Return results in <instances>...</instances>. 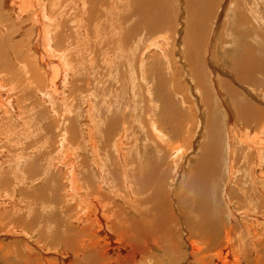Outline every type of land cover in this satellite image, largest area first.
Wrapping results in <instances>:
<instances>
[{
	"label": "rangeland",
	"instance_id": "374dc122",
	"mask_svg": "<svg viewBox=\"0 0 264 264\" xmlns=\"http://www.w3.org/2000/svg\"><path fill=\"white\" fill-rule=\"evenodd\" d=\"M76 1L78 0H58L54 6L55 10H58L57 17L63 19L65 27L69 31L68 33L73 36L75 34L76 26H79L77 22L80 20L84 23L87 22L89 11L95 6V17H101L99 20L101 21L100 28L102 24L104 26V34L101 33V38L98 41L103 42L105 37H109L112 43H107L105 48H101L95 54L91 55L90 63L88 62L89 57H86L87 54H78L77 51L74 52L75 61H70V59L72 60V57H70L68 60V66L65 68V70H68L66 71L68 75L67 82L70 81L71 84H67L65 90L62 91V94L58 92L53 93L52 90H50L53 85L48 83V86H46L44 73L41 67L38 66L37 76L38 81L40 79L39 83L36 82L37 85L32 83L28 89L22 90V87L26 85L23 83L25 82V77H23L15 67L13 68L14 76H12V79L7 82L10 86L12 83L15 87L17 86L16 90L12 87L14 88V91H16H13L12 95L13 100L11 101L12 104H14L12 108H17L18 111L22 110L23 107V110L20 112L16 111V113H14V116L16 117L13 116L12 118L11 116H5V109H0V117L5 119L3 133H6L7 135H1L0 137V170H2V174L0 175V191H8L9 195L11 194L12 197L13 185L17 183V194L19 195V198H29L28 195L31 193L33 194H31L32 197H38L36 201L32 200L34 202L32 205L36 210L37 216L41 213L46 217V214L42 212V206H54L56 210H53L52 212H55L59 216L60 214L62 215L60 210L62 205L74 207L75 198H78L76 203H80V198L75 195L74 192H72V194L68 193L70 183L68 182L69 163L67 157L70 155L69 153L73 151L70 152L72 145H75L78 148L82 146V127L80 126L78 119V112L80 110H89V114H87L89 121L83 118L82 122L85 123L84 126H88L87 128H89V142H86L83 145L81 148L82 151H80L81 153L78 151L75 153V151H73L75 153L73 155L74 160H78L77 166L79 174V163L82 168V177H85L88 174L83 167L84 164L89 163L85 148L88 149L90 145L92 147L100 146V141H103L101 133L108 127V125L111 126L117 124L118 126L115 128L116 130H114V133L111 131L114 135H111L109 142H112V137L118 136L120 131H125V135H128L127 140L125 141V149L129 152H125L124 156L126 158L130 157L134 148L133 130L130 128L132 111L129 110L128 103H121V98H119L122 97V93L126 90L125 68L123 61H117L116 65L119 71L115 69V64L110 70L107 63L110 62L109 65H111L112 56L118 54L116 47L118 44L120 45L121 41L126 45L128 40H135L139 43L140 49L137 53L142 57L146 70L144 75L139 76L137 74L140 84L137 86L136 89L138 90H136L135 93L138 94L140 92L142 95L139 102L140 108L138 109V111L141 110V116L139 118L146 129V133L148 134L152 146L148 145L146 150L145 167H143V160L139 161L136 159L131 165L132 172L124 170L119 171L118 173L115 156L109 153L110 160L108 163H105L102 171L107 170L108 176H111L112 173H118L115 182L118 181L121 188L125 191V187L121 183L123 178L124 183L126 185L129 184V188L133 192L131 193L129 191L130 194L138 193L140 188L142 189V183L139 185L140 188L137 184L141 178H143V180L141 179V182L144 181V177L146 178L145 181H147V178L151 177L150 175L153 174L152 177L154 178V181L153 184L149 185V189L151 187L150 191L155 190V197L150 194L156 199L154 204L157 205L159 200L163 198L166 202L171 204L173 213L176 215L177 219H179L180 216L177 214V211L179 210L180 205H183L186 209H189L191 206L189 198L193 196V193L189 191L188 186L190 184H197L199 182V176H201L200 179H202L203 171H201V168L199 167L202 164L201 161L205 160L204 154L210 152V175L213 173L212 177H216V180L212 181L214 178L210 180L211 201L209 210L212 211L213 217L218 222V226L222 225L224 222L226 226H230L232 224L231 222L234 223L232 225L237 228L236 234L238 233V236L243 238L242 240L243 242L245 241V247L247 245V251H243L244 260H246L247 264H255L257 262L264 264V245H262L264 244V228L262 221L258 220L259 218L264 220V176L262 175L264 170L263 168H260L257 170V173L255 169L252 170L254 155L244 142L241 146L236 147L237 144H235L234 141L236 142L237 138L244 139L243 134L236 131L238 128H234L236 131L235 135L230 132L233 136L230 135L231 138H236L235 140L231 139V145L233 143L235 144V146H231L232 149L236 147V150L233 149L234 154L236 153L235 155L233 154V161L235 160L236 162L234 161L233 163L232 161L231 165H234H232L229 173L226 168L223 169L222 162L224 161V151L226 148V145L224 146L225 148L223 145L226 143L224 141L225 135L222 129L223 125L221 118L226 115V109H229L232 106L236 119L239 118L238 120L243 122V124L250 130L253 129L259 137L262 133L264 135V131H261V127L264 126V75L262 74L260 77H255L253 82L248 84V89H240L243 81L236 77V74H234L228 66V63L231 64L233 63V60L235 61L237 59L244 41V38L240 34V28L234 24L230 25L232 27L231 33L233 36H236L241 43L233 40V37H228L224 28L222 30L223 32L218 34V37L220 38V50L224 52L228 63L219 62L221 58L217 60L213 45L209 52L210 57L208 55H205L204 57L203 48L201 50V57L203 58H201L202 61L200 60V63L202 64L200 70H202V73H196L200 77V81H202L201 77H203L204 80L206 79L205 81L208 80V82H206L207 87L205 93H198V90L194 85L195 83H191L192 77L190 72H186L189 71V60H193L191 59V54L193 52L190 51H193L194 42L196 43V41H198V43L204 42V44H206L208 36L210 37L213 24H216V21L214 20L218 17L217 23H219L221 27L224 26L225 20L223 19L222 7L224 2L226 1V3H228L229 0H210L212 5L210 17L207 22H205V27L202 31H195L192 29L194 28L192 25L191 29L185 31V0H137L138 4H140L139 1H142L144 4L140 5L141 8L137 6L138 11L139 9H142L139 13L136 9V3H134L136 0H83L86 5L77 8L76 14H74L70 9H74V2ZM100 6H102L101 9ZM218 6H220V8L216 9ZM149 7L151 10L155 7L156 12L158 11L157 19L156 17L153 18L155 25L149 18ZM197 11V6L193 4L192 13H197ZM261 13H264V3ZM146 16L149 18L148 22L149 25H151L150 28L148 27L149 25H145L146 23L143 21V18L146 20ZM145 22H147V20ZM254 24L256 25L255 22ZM28 26L29 24L24 25L23 29L25 30ZM16 28L18 29V24L16 25ZM23 29L19 30L16 36L21 34ZM194 32L196 36L194 35ZM205 33L208 35L207 39L204 37V35H206ZM79 35L84 36V33L81 31ZM119 36H125V38H118ZM160 37L162 38L161 41L158 40ZM159 41L161 43L160 47V43L158 44ZM248 41L255 47L260 46L262 42L254 34L248 39ZM28 42L29 38H27L24 43L28 44ZM225 44L231 45L234 50L225 51ZM123 48L125 49L126 47ZM234 51L236 55L232 56ZM30 53L34 55L33 52ZM230 56H232L231 59ZM32 59L31 61L33 62L34 59ZM54 62L61 67L60 64H57L56 59H52L51 63L55 65ZM75 62L83 64L85 71L82 73L77 72L78 70L74 69ZM210 62L212 70H215H213V73L215 74L214 77H217L216 84L208 78L210 75H208L209 71L206 69H208L207 65L208 63L210 64ZM62 68L64 69V67ZM233 77L237 83L233 81ZM220 79H222V81ZM73 81L75 82V85H73ZM224 81L227 84H231L233 88H237L239 91V99H230L228 97V101L226 100L225 102L223 97L219 98L216 91H218V89L221 92L224 91L225 86L223 87V85H221ZM1 90L2 89H0V91ZM78 91H82V93L88 97L82 98V94H77ZM4 94H1L0 97L6 102V99L11 92H5ZM199 99L200 104H198ZM24 103L26 105H24ZM65 105L68 107V110L65 109ZM234 106H237L238 108ZM244 106L248 108L250 107L249 109H255V112L260 113L262 118L259 120L253 119V117L248 115V113H253V110H250L247 113ZM203 108L205 110H203ZM7 110L10 109L7 108ZM230 111L231 110L229 109V112ZM15 118H18V120H15ZM151 121L156 122L161 133L155 129H153L155 135L152 133L150 128ZM96 124H98L97 131L101 135L99 138L94 135ZM60 130L63 131L61 132ZM64 132L66 135H64ZM63 135L66 140L60 142L62 141L61 136ZM240 135H242V137H240ZM259 139L264 140V137H260ZM107 144L110 145L111 143ZM106 147L107 146H103V149H106ZM176 147L180 148L177 149ZM36 148H41L42 150L38 149L33 153L34 157L31 160H28L32 156L26 157L24 155L30 154L32 150ZM154 149L158 152L156 153ZM102 154L105 155L108 153L102 151L101 156ZM18 159H24V163L28 160L25 165L24 163L21 164V166H24L20 171L24 173L27 180H24L20 184L12 174L16 169ZM97 160L101 159L97 158ZM215 172H217L216 175L219 176H216ZM222 172H225V175H223ZM231 172L234 175H231L232 177L230 176ZM2 176H6V183H8V185L2 182ZM81 178H79V185L82 187V190L87 191V185L89 183L87 184L86 182L88 181V176L82 180ZM35 179L39 181V184H30V182ZM91 179L94 180V178ZM35 181H32V183ZM45 182L49 186L44 191H41L38 186H43ZM226 182H228V185L224 184ZM146 186L147 184L145 187ZM225 186L227 187L226 197H230V208L235 214V218L231 222H229L230 218L228 219L229 210L227 206L223 204ZM33 189H37L38 191L34 192ZM64 190L68 194L65 195ZM82 190L79 192V195L82 193ZM144 194L146 197L148 192H145ZM0 198L7 205L6 206L4 202H0L1 233L11 230L8 222L10 220L9 216L12 215L11 212L14 210V204L18 201L13 198L5 200L2 196H0ZM71 198L73 201L68 203L67 201ZM8 201H10L11 204H8ZM194 201L195 200H192L191 203ZM160 203L161 201L159 204ZM67 209L68 207L66 210ZM8 210H10V212ZM242 213H248L250 216L244 218V214ZM189 215L192 218L198 219L197 215L190 212V210ZM242 217L245 221L251 224V228L249 229L244 225L247 228H245L247 232L240 228V224L244 221L243 219H240ZM18 227L21 226L18 225ZM38 231L39 229H35L30 233H35L37 238ZM184 233L185 232H183V234ZM245 233L247 234L245 235ZM255 234H257L258 239H260H257V241L255 240V245L252 246L251 242L246 240V236L253 238ZM36 238L29 241L34 243ZM0 242L5 245L4 247H10L13 250L17 249V251H23L24 243L25 245H28L20 238H1ZM185 243L188 242L184 241L183 244L185 245ZM184 248L185 250L190 251V246L188 248L184 246ZM253 252L256 253L254 254ZM18 259L19 255L16 260ZM184 260H194V258L190 257L189 254H185Z\"/></svg>",
	"mask_w": 264,
	"mask_h": 264
},
{
	"label": "bare ground",
	"instance_id": "6f19581e",
	"mask_svg": "<svg viewBox=\"0 0 264 264\" xmlns=\"http://www.w3.org/2000/svg\"><path fill=\"white\" fill-rule=\"evenodd\" d=\"M57 2L58 0H0V89H2L0 91V95L4 94L5 92H11V94L6 99V102L0 97V109H5L4 114L7 117L11 116L13 118L14 113L17 111V108H12L14 104H12L11 101L13 100L12 95L14 88L16 90L17 86L15 87L13 83L10 86V84L7 83L10 79H12V76H14V67L20 72V74H22L23 77H25V82L23 83L26 85L22 87V90L28 89L32 83H35V85H37L36 82L39 83L40 79L38 81L37 70L38 67H41L44 73V80H46V86H48L49 83L50 85H53L52 89L50 88L53 93L58 92L62 94V91L65 90L67 84H71L70 81L67 82L68 75L66 71L68 70H65V68L68 66V60L70 57H72V60L70 59V61H75L74 52L77 51L78 54H87L86 57H89L88 62L90 63L91 55L95 54L99 49L105 48L107 43H112L109 37H103L105 39L103 42L98 41L101 38V33L104 34V26L102 24L100 28L101 21L99 20L101 17H95V6L89 11L87 22L84 23L82 20L77 22L79 26H76L75 34L71 36L65 27V22L63 19L57 17L58 10H55L54 8ZM139 2L140 4L137 3V0L134 2L136 3V9L138 13L142 9H139L138 11L137 6L140 7V5H144L142 1ZM74 3V9H70L74 14H76L77 8L86 5L83 0H78ZM263 3L264 0H229L228 3L225 1L222 7L223 19L225 20L224 26L221 27L219 23H217L218 17L214 20L216 21V24H213L212 26L210 37L207 35V33L204 35L205 39H207L208 36V41L206 44H204V42L198 43V41L195 40L196 43L194 42L193 51L188 49L190 52H193L192 54L190 53L191 59L193 60H189L190 67L189 71L186 72H190L192 77L191 83H195L194 85L198 90V93H205L207 87L206 82H208V80L205 81L206 79L204 80L203 77H201L202 81H200V77L198 76V74L202 73V70H200L202 67L200 60L203 58L201 57L202 48L204 50L203 56H209V52L213 45V48L216 52L214 53L217 55V60L221 58L219 62H227V57L225 56L224 52L220 50V38L218 37V34L223 32V28L228 37H233V40L241 43V41L236 36L232 35V27L230 26L231 24H234L240 28V34L244 38L241 51L239 52L237 59L235 61L233 60V63L231 64L227 62L228 66L231 68V71L236 74V77L243 81L240 89H248V84L253 82L255 77L257 78L262 74L264 75V13H261ZM193 4H195L198 8L197 13H192ZM102 6H100V9ZM184 8L186 10L185 31H187V29H191V25L194 27L192 29L195 31H202L205 27V22H207L208 18L210 17L212 8L211 1L185 0ZM218 8H220V6L216 7V9ZM148 10V14H150L149 18L155 25L153 18L156 17L157 19L158 11L156 12L155 7H153L152 10L149 7ZM149 18H146L147 22H145L146 20L143 18V21L147 26L149 25ZM253 21L256 23V25ZM17 24L18 29L16 28ZM26 24H29V26L24 30L23 26ZM150 26L151 25L148 27L150 28ZM21 29H23V31H21L22 33L16 36L18 31ZM81 31L84 33V36L79 35ZM253 34L262 41L261 45L258 47L251 45L248 41V39ZM27 38H29V42L28 44H25L24 42ZM118 38H125V36H119ZM158 40L161 41L162 38L160 37ZM160 46L161 43L159 44V47ZM123 47L126 48L124 49ZM139 49V43L135 40H128L126 45H124L121 41L120 45L118 44L116 47L118 54L115 56L113 55L114 57L112 56L111 65H109L110 62L107 63L109 69L115 64V69L118 70L116 65L117 61H123L125 68L126 90H124L125 92L122 93V97L119 98H121V103L127 102L129 110L132 111V113L130 112V128L133 130L132 133L134 136V148L130 157L126 158L124 156L125 152H129L125 149V141L127 140L128 135H125V131H120V134H118L116 137L113 136L111 139L113 141L109 142L111 135H114V130H116L115 128L118 126L117 124H113L111 126L108 125V127L101 133L103 137V141H100L101 145L97 147H92L90 145L88 149L85 148L89 163L84 164L83 167L88 173L86 175L88 176V181L86 183L89 184L87 185V191L82 190V187L79 185V178H81L83 175L82 168L80 167L79 163V174V169L77 166L78 160H74L73 155L76 153V151H82L81 148L83 145L86 142H89V128H87L88 126H84L85 123H82L83 118L89 121L87 116V114H89V110H80L78 112V119L80 126L82 127V146L80 145L81 147L78 148L77 146L72 145L70 152L73 150L75 153L72 151L69 153L70 155L67 156L69 163L68 182L70 183L68 193L72 194V192H74V194L80 198V203H76L78 198H75L74 207L62 205L60 207L62 215L60 214L59 216L55 212H52L53 210H56L54 206H42V212L46 214V217H44L41 213L37 216L36 210L33 208L32 204L34 203L33 201L38 199V197H32L33 194L31 193L32 195H28L29 198H19V195L17 194V183L13 185L12 197L11 194L9 195L8 191H0V196H2V198L5 200L8 198H13L18 201L14 204V210L11 212L12 215L9 216L10 220L8 222L10 224L11 230L1 232L0 239L20 238L28 244H23V251H17V249L13 250L10 247H4L5 245L0 242V264H247L243 256V251H247V245L245 247V241L243 242V238H240L238 233L236 234L237 228L232 225L234 223L231 221L234 220L235 214L230 208V197H226V186L224 187L225 194L223 196V204L227 206L229 210L228 219L230 218L229 222L232 224L230 226H226L224 224L225 222H222L223 224L218 226V222L213 217L212 211L209 210L211 201L210 180L214 178L212 177L213 173L210 175V152H206L204 154L205 160L201 161L202 164L200 167L198 166L201 168V171H203L202 179H200L201 176H199L200 178L197 184H190L188 186L189 191L193 193V196L189 198L191 204L190 208L186 209L183 205H180L179 210L177 211V214L181 219H177L176 215L173 213L171 204L166 202L163 198L159 200V202L161 201L160 204L159 202L157 205L154 204L156 199L153 198V196L155 197L156 193L155 190L150 191L151 187L149 189V185L153 184L154 181V178L152 177L153 174L150 175L151 177L148 176L149 178H147V181H145L146 178L144 177V181L141 182V179L143 180V178H141L137 182L138 186L140 183H142V189L139 186L140 191L134 194L129 193V191L131 193L133 192L129 188V184L126 185L124 183L123 178L121 183L125 187V191L123 188H121L118 181L115 182L119 171L126 170L128 172H132L131 165L133 164L134 160H143V167L146 166V150L148 145H151L148 134L146 133V129L142 125L139 118L141 116V110L138 111V109L140 108L139 102L140 98H142V95L140 92L138 94L135 93V91L138 90L136 89L137 86L140 84L137 74L140 76L144 75L146 72L142 57L137 53ZM231 50H234V48L229 44H225V51ZM30 52H33L34 55H32ZM235 55L236 53L234 51L232 56ZM232 56H230V59ZM51 57L52 59H56L57 64H60L61 67L56 65V62H54L55 65L52 64L53 62L51 63ZM32 58L34 59L33 62L31 61ZM75 63L74 69L78 70L77 72L82 73L85 71L83 64L79 62ZM210 65L211 62L207 65L209 70L206 69L209 71L208 75H210L208 78L214 84H216L217 77H214V69L212 70ZM62 67H64V69ZM220 80L222 81V79ZM233 81L235 82L234 77ZM72 83L75 85L74 81ZM221 85H223V87L225 86L223 92H221L219 89L216 91L215 89L219 95V98L223 97L225 102L228 97L230 99H239V91L237 88H233L231 84H227L225 81ZM77 94H82V98L88 97L87 95H84L82 91H78ZM198 104H200V99ZM24 105L26 104L24 103ZM234 107L238 108L237 106ZM7 108L10 110H7ZM249 108L245 107L247 113L248 111L253 110ZM65 109L68 110L66 105ZM229 109L231 110L230 112ZM229 109H226V115L221 117L223 125L222 129L225 135L224 141L226 143L223 145V147L226 145V148L224 147L225 151L222 149L225 152V156L223 155L224 161L222 162L223 169L226 168L228 173L231 171L232 165H234H231L234 154L233 149L236 150V147L241 146V144L244 142V144L249 147V150H251L254 155V164L252 166V170L255 169L256 173L260 168H263L264 170V140L259 139L260 137H264L263 133L259 137L253 131V129L250 130L243 124V122L238 120L239 118H235L236 115L233 112L234 109L232 106ZM22 110L18 111L20 112ZM203 110L205 109L203 108ZM248 115L253 117L255 120L262 118V115L255 112V109L253 110V113H248ZM15 120H18V118H15ZM4 122L5 119L0 117V137L1 135H6V133H3ZM150 123L151 125H149L152 133H154L153 129L161 133L156 122L151 121ZM97 127L98 124H96L94 135L99 138L101 135L98 133ZM234 128H238L236 131L241 132L244 136V139L237 138L236 142L234 141V143L237 145L232 149L231 146H235V144L233 143L231 145V139L235 140L236 138H231L232 135L230 132L234 133L235 135L236 131ZM261 128V131H264V126ZM64 135H66L65 132ZM63 136H61L62 141L60 142L66 140L65 136L64 138ZM240 137H242V135H240ZM107 143L111 144L108 145ZM103 146H107L106 149H103ZM179 148L180 147L177 149ZM38 149L42 150L41 148H36L33 149L30 154L24 156H32L30 159H28L31 160L34 157L33 153H35ZM100 151L106 152L108 154L111 153L115 156L117 163V174L112 173L111 176H108L107 170L102 171L105 163H108L110 160V154H102L101 156ZM155 152L157 153L158 151L155 150ZM97 158H100L102 163L101 160H97ZM28 160H26V162ZM24 161V159H18L16 169L12 173L19 184L24 180H27L24 173L20 171L26 163H24ZM23 163L24 165L21 166ZM216 173L217 172H215V175ZM222 173L225 175V172ZM1 174L2 170H0V175ZM231 175H233L232 172L230 173V176ZM262 175L264 176V173ZM85 177H82L81 180ZM91 178H94V180ZM215 178L212 179V181L216 180ZM32 181L30 184H39L38 180L34 183H32ZM2 182L8 185V183H6V176H2ZM228 182L224 184L226 185ZM144 184H147V186L145 187ZM48 186L49 185L45 182L43 186L38 187L41 191H44ZM33 190L34 192L38 191L37 189ZM81 190L82 193L79 195ZM64 192L65 195L68 194L65 190ZM145 192H148L146 197L144 194ZM192 200L195 201L191 203ZM72 201L73 200L71 198L67 202L69 203ZM0 202L3 203L4 201L0 198ZM9 203L11 204L10 201H8V204ZM67 207L68 209L66 210ZM189 210L190 212L196 214L198 219L192 218L189 215ZM8 211L10 212V210ZM242 214H244V218L250 216L248 213ZM243 217L240 219H243ZM258 220L262 221L264 228V220L260 218ZM18 225L21 227H18ZM240 225V228H242V230L245 232H247V228H251V224L245 220ZM244 225H246L247 228ZM236 226L238 227V225ZM35 229H39L37 238L35 233H30ZM183 232H185V235ZM246 234L247 233H245V235ZM34 238H36L34 243L29 241L33 240ZM257 239V234H255L253 238L246 236V240H249L252 246L255 245L254 241H257ZM184 241L188 243H185L184 245ZM184 246L187 248L190 246V251L185 250ZM253 253L255 254L256 252ZM185 254H189V256L194 258V260H184ZM18 255L19 259L16 260ZM258 264L261 263L259 262Z\"/></svg>",
	"mask_w": 264,
	"mask_h": 264
}]
</instances>
